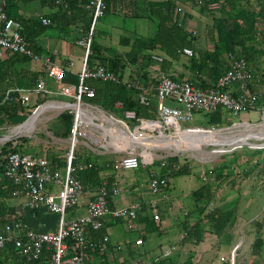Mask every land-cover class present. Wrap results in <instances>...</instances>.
Segmentation results:
<instances>
[{
    "label": "crops",
    "instance_id": "1",
    "mask_svg": "<svg viewBox=\"0 0 264 264\" xmlns=\"http://www.w3.org/2000/svg\"><path fill=\"white\" fill-rule=\"evenodd\" d=\"M151 2L162 1L106 0L105 14L96 23V39L97 37L99 38L100 35L103 37V43L99 44V51L103 52L108 57H124L125 54L130 51L131 47L121 45L122 38H129V40L133 41L138 37H147L142 36L139 31H136V28L140 29L139 26L147 22L151 25L154 24L155 34L157 20L154 18L150 10L149 3ZM176 2L177 7L184 4L188 7L191 3L193 4L194 9L198 10L199 8L201 10V7L196 6L190 0H176ZM5 4H7L6 11L10 17L18 19L21 22L23 20L27 23L36 19H47L51 23V16L59 12L58 5L56 3V5H54L51 0H5ZM193 6L191 7L193 8ZM87 8H89V6H87ZM183 9L185 8L183 7ZM193 10L187 11L185 9L183 13H178L176 10L179 24L186 28V30L194 32V37L196 38L192 40V48L190 47V49L196 50L199 54H204L205 52L210 53L214 49L211 37L208 36L209 29L213 26L212 17L209 14L211 20L205 24L199 23L198 26L200 29L195 28L193 27L192 22L195 19L194 15L196 14V11ZM111 13L117 17H121L120 20H117L118 22L111 24V28H114L119 32V44L127 48L123 53L114 51L113 48L107 46L106 41L110 38L109 34L97 33L99 22L109 17ZM142 20L145 22L139 25ZM127 24L133 26L134 30H129L128 28L125 30L124 28ZM81 28L82 23H78L77 25H73L67 33H63L60 28L54 27L50 29L56 33L46 36L47 32H45L39 36L35 40V45L40 51L37 53L40 56L39 60L30 58L24 61L22 58L16 57V55L21 54H11L6 52L0 57V70L5 78L1 80L0 84L2 85L1 88L4 90L19 87L18 85L22 82L21 80L23 78L29 79L31 76L38 74V82L34 88L43 82L49 90V93H42L38 96L33 95L32 104L34 106H46L50 103L49 106L52 105V107L44 110L42 113L53 109H71L72 113L74 112V109L80 111L83 126L87 131V136L79 140L78 145L82 148L77 151L76 161L79 166H86L95 162L96 165L101 168V177L105 181V184L108 185L110 183L109 189H118L117 194H114L113 191H111L109 196L110 207L112 210L123 209L135 204L141 205V210H139L137 218H107L105 228L102 232L103 234L109 235L110 243L104 252L88 249L90 258L87 263L131 264L137 261H142L147 264H264V255H253L256 238L258 236L264 238V231L261 230L257 235L255 233L256 238L253 243H251V245H246V243H244L246 240L242 239L244 237L243 231H241V228L239 230L237 225L240 223L243 228L247 222H245L241 216H237L236 219L232 218V212L230 210L235 208L238 197L227 196L225 194V201L223 202V200H221L222 202L220 203L222 206L215 209L216 211L219 210V213L214 216H209L208 214L210 218L209 221L206 222L203 221L206 214L200 216L198 213H193V211L197 210L195 198L192 208L184 210L183 207H185L186 203L185 197L183 198L182 196L183 194L184 196L187 195H185V192H173V179L171 180L167 191V198H164L162 195H154L151 192L150 180L152 174H161L163 169L161 166L160 169L159 167L142 166L138 170L115 171L113 165L110 166L109 163H114L121 157L114 160H103L99 158L92 160V158H90L91 150L92 152L96 150L94 146L99 144L100 139L97 135L90 134L89 130H87L88 128H98L107 134L114 133V135L117 134L119 136L113 140L111 139L112 136H109L111 142H108L107 146H103L105 149L108 147H114L115 151H120L122 148L133 149L138 145H142L146 150L150 149L151 145H144L137 142L135 139L136 136L132 135L128 129H125V127H122V121L126 123H124L125 125H128L126 120L118 118V115L113 117L119 122L111 119L101 111L97 105L86 100H84V103L81 105L76 104L73 94L78 85L77 79L83 68L85 57V47L81 44V41L86 37L83 36ZM154 34L148 37H152ZM154 54L163 56L165 61L162 64L156 63L152 58V55ZM148 55H151L152 60L151 62H148L149 66H147L149 76L145 79V77L140 76V72L136 70V67L130 66L125 79L126 81L136 79L135 81L141 84L142 87L145 88V92L152 97V101L157 102V99H155V86L157 83L154 78L158 71L171 73L178 80H193L196 77L190 67L188 61L189 57L184 53L179 59L168 57V55L162 50L149 52ZM47 60H50L51 66L62 67L65 69L63 80L58 81L49 76ZM166 62H169V65H165ZM225 64L227 67V56L225 57ZM99 66L100 65H94L90 68L95 69ZM262 81L261 79H256L251 84V88L253 86L257 91V94L258 92H262ZM66 92L71 93V95H66ZM44 99H47L46 103H39ZM69 105H72V108H68ZM225 114L227 120V117L230 115L227 112H225ZM245 115L246 114H243L241 116L242 118L240 117L243 122L248 121V117H245ZM40 116H38L35 121V127L38 120H40ZM35 127H33V130ZM143 128H145V126H143ZM59 139L62 143H57L55 145L47 144L44 146L42 153L40 154H37L34 151L26 152L24 154L32 155L37 158H46L52 167L54 166V169H59L64 176L65 163L67 164L69 144L71 143V140L70 137H59ZM84 148H88L89 150H84ZM73 151H75V148ZM146 154L147 153L143 154L144 157ZM145 159L151 161L150 155H147ZM61 165L62 167H59ZM231 180L232 177H224V179L218 183L224 182V184L227 185ZM185 185L187 187L189 186L190 191L192 190L191 184L187 185V183H185ZM216 185L217 183H210L211 188L215 190V196L213 198L215 200L218 199V191H220L217 189ZM201 187L202 186L199 188ZM242 188L243 187L240 186L237 191ZM51 190V192H57L56 187H51ZM182 190L184 191L185 189L182 188ZM196 190L192 191L191 194H194ZM231 190L233 191L232 188ZM95 193L96 191L85 189L79 205L68 211V218L72 219L84 215L87 212L89 204L93 201ZM4 204L7 207L6 218L4 219L6 221L4 223V221L0 219V233L3 231L4 225L12 220H20L29 229L38 232H55L57 230L59 216L49 212L46 208L32 209L27 205L26 199L15 197L6 200ZM181 208H183V210H181ZM155 210L160 215L158 221L154 219ZM185 211H190V214ZM198 221L203 222L202 226L205 227L206 233L203 242L196 245L193 241L186 240V238L188 237L187 230L195 226ZM248 235H251V233L247 232L245 234V236ZM249 253H251V256ZM262 253H264V248ZM0 264L28 263H26L23 258L18 255L13 246L9 244L4 249L0 250Z\"/></svg>",
    "mask_w": 264,
    "mask_h": 264
},
{
    "label": "built area",
    "instance_id": "2",
    "mask_svg": "<svg viewBox=\"0 0 264 264\" xmlns=\"http://www.w3.org/2000/svg\"><path fill=\"white\" fill-rule=\"evenodd\" d=\"M190 1L196 6L203 7L210 0ZM55 3L60 5L63 0H55ZM89 8L94 11L93 22L89 35L81 41V44L85 47V57L83 68L79 74V83L73 94L78 105L83 104L85 98L95 96V90L87 84L88 79L119 82L118 75L114 72L102 66L95 69L88 66L94 27L105 14V0H90ZM209 8H217V5L214 3L209 4ZM177 12L183 13V7L178 6ZM43 23L49 25L50 21L44 19ZM24 30V25L20 20L8 15L5 0L0 1V57L9 52L11 54H21L34 60L40 59V56L31 48L29 41L24 36ZM183 53L190 58L195 55L194 50L190 48H185ZM152 58L158 64L165 61V58L158 54L152 55ZM227 59L226 72L219 78L216 86L212 88H202L191 80H177L171 73L158 71L154 78L157 83L155 98L157 99L158 119L140 120V125H159V129L148 130L147 133H153V138L168 137V134L172 136L178 128H183L182 122H192L197 113L211 115L219 109H223L230 116L240 118L243 114L258 110L260 96L251 91V84L256 80L254 68L244 57L229 54ZM47 64L49 76L58 81L63 80L65 69L51 66L50 60H47ZM133 85L142 92L140 94L141 104L150 105L152 97L145 92V88L138 82ZM42 93H49L43 82L36 88L13 87L4 90L0 87V108L19 105L23 109L20 112L21 115L35 114L44 105L34 106L32 96H38ZM65 94L71 95L68 92ZM73 114L75 120L70 135L72 149L67 158L64 176L59 169H54L46 158H37L14 151L20 145L19 141L23 132L7 135L3 133L9 127H0V153H2L3 147L9 142L12 143V146L1 154L0 168L5 165V177L11 180L15 186L13 196L26 199L27 205L32 209L46 208L49 212L59 216L55 232L31 230L20 220H12L5 224L3 231L0 233V250L11 244L18 255L27 260H39L46 252H49L51 254L50 258L42 264H88L90 258L88 249L104 252L110 243L108 234L92 238L91 231L96 234L103 231L109 217L114 219L137 218L138 212L141 210L140 204L112 210L109 196L111 191L117 194L118 189L111 190L107 185L96 191L95 197L84 215L72 219L68 218V211L79 205L85 190L81 181L74 174L76 169L73 166V145H77L81 138L86 137L87 131L78 111L74 109ZM126 118L134 120L137 116L135 112L128 111L126 112ZM16 129L22 128L14 127L10 131L13 132ZM202 129L217 131L219 127L211 126ZM7 136H12V138L8 139ZM150 163L153 162H145L139 155L130 153L117 159L113 163V169L115 171L138 170L143 164ZM92 166V164L79 166V170ZM166 166V163L162 164V168ZM181 167V164L176 166L177 169ZM169 186L170 178L162 177L156 173L152 174L150 190L154 195H162L167 198ZM51 187H56L57 192H51ZM154 219L156 221L160 219V215L156 210ZM131 264L147 263L137 261Z\"/></svg>",
    "mask_w": 264,
    "mask_h": 264
},
{
    "label": "trees",
    "instance_id": "3",
    "mask_svg": "<svg viewBox=\"0 0 264 264\" xmlns=\"http://www.w3.org/2000/svg\"><path fill=\"white\" fill-rule=\"evenodd\" d=\"M54 5L55 0H51ZM106 1V0H105ZM216 4L217 8L210 9L209 4ZM90 5V0H63V3L58 5L59 12L51 16V23L44 25L43 20H33L27 23L22 20L25 30L23 32L26 39L29 41L31 48L39 53L35 45V40L44 34L47 29L60 28L63 33H67L68 30L78 23H82V34L87 37L90 33V29L93 22L94 11L92 8H87ZM7 6V4H6ZM150 10L154 18L157 20L156 33L152 37H138L133 41L129 38H122L121 45L131 47L130 51L125 54L124 57L114 56L108 57L103 52L99 51L100 45L96 39V25L92 35L91 50L88 56V66L100 65L109 71L118 75L119 82L103 81L101 79H88L87 84L95 90V96L92 98H85L86 101L100 106L105 111L115 113L116 115L126 118V112L132 111L136 113V122L140 120H157L158 119V106L156 101H152L150 105L145 106L140 102V94L142 93L135 85H133L136 79L126 81L125 76L130 66L136 67V70L140 72V76H149L147 71L148 62H151V55L149 52L156 50H162L168 57L172 59H179L183 56V50L185 48H192V40L194 32L186 30L183 26H180L178 17L176 16L177 2L176 0H167L162 2L149 3ZM201 10L211 15L213 26L209 29L208 36L211 37L214 49L212 52H205L204 54L198 53L194 50L195 55L189 57V64L195 74V78L191 81L196 83L202 88L215 87L219 78L224 75L227 70L225 64V57L229 54H235L240 57H244L254 68L255 76L257 72L263 73L262 85L264 84V0H210L205 6L201 7ZM18 58H22L24 61L30 59L24 55H16ZM2 63V62H1ZM165 65H169L166 62ZM165 69V68H164ZM166 72V71H165ZM257 77V76H256ZM5 79L0 70V82ZM176 79V78H175ZM257 79V78H256ZM29 80V81H28ZM79 83V78L77 79ZM178 80V79H177ZM22 82L18 85L23 88H34L38 82V74L31 76V78H23ZM2 85L0 84V87ZM251 91L257 94V91L252 86ZM260 100L258 107H264V94L259 93ZM156 99V98H155ZM43 102V100H42ZM120 105V106H119ZM23 110L21 106L1 107L0 108V127L13 125L19 126L26 121L27 116L31 113L21 115ZM225 111L219 109L216 113L211 114L208 125L216 127H224L223 121L226 119ZM127 119V118H126ZM58 121L64 127L63 132H56L59 137H68L71 135L72 126L74 122V114L66 111L61 114ZM209 128V127H208ZM12 143L9 142L2 148V153L7 151V148L11 147ZM14 151L26 153L23 146L19 145ZM0 153V158L1 154ZM170 166L167 169H163L159 174L162 177H168L170 180L181 177L189 176L190 169L188 166H183L179 169L178 158L169 159ZM253 160L247 157L240 158L234 157V162L230 165H225L224 170L236 166V168H248L253 164ZM110 166L113 163H109ZM174 166H173V165ZM262 162L257 161L255 166L261 165ZM92 167H86L83 170H79V165L76 161V155L74 153L73 166L75 167V176L81 181L84 189H91L97 191L100 187L106 185L105 181L101 177V168L92 163ZM64 166V165H63ZM66 166V163H65ZM172 166L174 167L172 169ZM59 167H62L59 166ZM53 168H55L53 166ZM264 172V164L262 165ZM252 170L245 172L246 176H249ZM230 173H226V178L230 177ZM224 179L223 175L218 179L221 181ZM110 184V183H109ZM109 184L107 185L109 187ZM14 184L11 180L5 177V165L0 168V219L5 223L6 220V200L13 198ZM110 188V187H109ZM196 200L197 210L196 212L203 216L205 215L207 206L212 202L215 196V190L211 188L210 182L202 185L201 188L196 190L193 194ZM71 210V209H70ZM232 212V218L234 211ZM219 213V210L215 209L211 211L209 216H214ZM205 216L203 221L208 222L209 217ZM203 222L198 221L195 226L187 230L189 241H193L196 245L203 242L206 233L205 227L202 226ZM257 227L262 229L263 224L256 223ZM92 238H98L103 235V232L96 234L93 231L90 232ZM254 256H262L264 248V238L258 236L254 243ZM51 254L46 252L39 260H27L24 257L23 260L28 264H42L45 260L50 258Z\"/></svg>",
    "mask_w": 264,
    "mask_h": 264
},
{
    "label": "rangeland",
    "instance_id": "4",
    "mask_svg": "<svg viewBox=\"0 0 264 264\" xmlns=\"http://www.w3.org/2000/svg\"><path fill=\"white\" fill-rule=\"evenodd\" d=\"M157 1H163V0H157ZM182 6L187 11H192L194 9L193 4L191 3L189 4L188 7L185 6V4ZM191 6H193V8ZM194 10L196 11V14L194 15L195 19L192 22L193 27L199 28L198 26L199 23L205 24L211 20L210 15L201 11L199 8L198 10L197 9H194ZM120 19L121 17H117L113 13H111L109 17L99 22L97 26V30H98L97 33L99 32L102 34L103 33L109 34L110 38L106 41L107 46H109L110 48H113L114 51L123 53L127 50V48L119 44V41H118L119 32L116 29L111 28V24L114 22H118L117 20H120ZM144 22H145L144 20L140 21L139 25L143 24ZM139 27L140 29L136 28V31H139L142 34V36L148 37L154 34V31H155L154 24L151 25L150 23L147 22ZM127 28L129 30L130 29L134 30L133 26H130L129 24H127L124 29L127 30ZM46 32H47L46 36H50L51 34L56 33L52 29H47ZM97 42L99 44L103 43V37L101 35L99 38L97 37ZM262 74L263 73L257 72L256 78L258 80L259 79L262 80V76H263ZM263 85L261 84L262 94H264ZM46 102H47V99H44L43 102L40 101L39 103L44 104ZM98 108L104 111L109 116L116 115L115 113H110V112L105 111L103 108L99 106ZM66 111L73 114L71 112V109H68V110H56V109L54 110L53 109V110L45 111L44 113H42V115L40 116V120H38V122L36 123L35 129L31 132L24 131L22 134V138H20L19 143L21 146H23L24 150H26V152L34 151L37 154H40L42 153V149L44 148V146H46L47 144L55 145L57 143H62L59 139V136L56 135V132L64 131V127L58 121V118L61 114H63ZM28 114L29 113H27V115ZM29 117L30 115L27 116V119ZM245 117H248L247 118L248 121L243 122L241 121L242 117L235 118L232 116H228L227 117L228 119L227 120L225 119L223 121L224 122L223 126L224 125L225 126L219 127V128H231V131H226V134L229 135L230 132H237L238 130L243 131L244 129H238V128L244 125L245 123L246 124L251 123L254 126H262L264 124V107H260L256 111L246 113ZM118 118L126 120L129 126L125 125L126 123L124 124V122L122 121L121 122L122 127H125V129H128L132 135L137 136V137L141 136L140 133L135 132V130L140 125V122H136L134 120H128L120 115H118ZM210 118H211V115L197 113L192 122H182L181 124L184 129L185 128L194 129L195 127L201 128V129L207 128V127H210L208 125ZM73 125H74V122H73ZM14 127L15 126L13 125H8L7 126L8 129L4 130L3 134L8 135V134L13 133L10 130H12ZM87 130H89L90 134H95L100 139L99 144L94 146L96 150H94V152H92L91 150L90 152V158H92V160H95L97 158L103 159V160L105 159L114 160L116 158L126 156L130 153H135L139 155L145 162H151V161L153 162L150 164L143 165L144 167L153 166L157 168L159 167L160 169V166L162 167V164L166 163L167 166L163 168L165 170L170 166V163H169L170 158H178V164H181L182 167L188 166V168L190 169L189 176H181V177L174 178L172 180L173 192H179V193L185 192L186 193L185 195H187V196H184L183 194L182 196L183 198L185 197V203H186L185 207H183L184 210L192 208L195 202L193 194H191L192 191L198 189L200 186L204 184H208V182L213 183V184L217 183L216 185L217 189L220 190L218 191V199L212 200V202L207 206L205 214L208 215L211 213L212 210L216 208H220L222 206L220 205V203L222 202L221 200H223V202L225 201V197H224L225 194L227 196H234L236 198L238 197L237 199L238 201L235 200L236 201L235 208L232 210L234 211L233 219H236L237 216L239 217L241 216L243 217L244 221L247 222V224L244 225L243 228L240 223H238L237 225V228H239V230L241 228L242 229L241 231H243L244 237L242 239L246 240V242L244 243H246V245H251V243H253V241L256 238L255 233L257 235L258 232H260L261 230L264 231V226L262 229H260L256 225L257 222H260L261 224L264 225V172L262 170V165L264 164V149L256 150V149H250L248 146H244L242 148L238 147L239 149H237L234 152L225 153V154H217L214 152L215 150L223 152V151L230 150L234 147L223 149V147L218 148L216 145H209V146L198 145L196 146L197 151L195 152L190 151L186 153H180V152H175L171 150L169 151V150L159 149V148H150V149L145 150V148L142 145H138L134 147L133 149L132 148L131 149L122 148L120 151H115L114 147H108L107 149H105L103 148V146L105 145L107 146L108 142H111L110 141L111 139L113 140L114 138L119 137L117 134L116 135H114V133L107 134L98 128H94V129L88 128ZM109 136H112V138L110 139ZM147 136L152 137L154 136V134L147 133ZM68 137H70V135ZM68 137H63V138H68ZM252 142L255 144H261V143H264V140H261V141L253 140ZM190 146L194 147L192 145ZM80 148L82 147H80L78 144L75 146V151H74L75 155L77 154V151ZM71 149H72V146L70 143L69 153L71 152ZM84 150H89V149L84 148ZM144 153H147L145 157L147 155H150L151 161H147L145 159L143 155ZM236 156H239L241 159L244 157H247L248 159L253 160V162L255 163L257 161H260L262 162V164L257 167L255 166V163H253L250 166H248L247 169L246 168L238 169L236 168V166H232V168L229 169V172L227 169L224 170L225 165L232 164V162H234V157ZM247 170H252V173H250L249 176L245 175V172ZM226 173H230L231 176L230 175L229 176L232 177V180L229 182V184L225 185L224 182L218 183L219 182L218 179L220 178V176L223 175V177H225ZM185 183H187V185H190V184L192 185L191 191L189 190V186L187 187ZM240 186H242L243 188L237 191L240 188ZM182 188L185 189L186 191L185 190L183 191ZM231 188L233 189V191L231 190ZM183 208H181V210H183ZM186 213L190 214V211ZM193 213H197V212L193 211ZM234 226H235V223H234ZM247 232L251 233V235L245 236ZM249 254L251 256V253ZM262 255H264V253H262Z\"/></svg>",
    "mask_w": 264,
    "mask_h": 264
},
{
    "label": "bare ground",
    "instance_id": "5",
    "mask_svg": "<svg viewBox=\"0 0 264 264\" xmlns=\"http://www.w3.org/2000/svg\"><path fill=\"white\" fill-rule=\"evenodd\" d=\"M49 105L50 104L44 106L43 109H40L37 115L33 119H31L26 126H24L22 129L14 130L13 133L18 134L19 132H24V131L31 132L33 130V127H35V121L37 117L40 116V114L44 110H47L48 108L52 107V105L51 106ZM68 108H72V105H69ZM78 113L79 116L81 117L80 111H78ZM100 115L103 116L102 114ZM109 117L119 122L113 116H109ZM143 126H145V128L147 129L143 128ZM155 128L159 129V125L157 126L155 124L140 125V127L136 129V132L140 133L141 136L139 137L136 136L135 137L136 141L144 145L149 144L151 145V148H159L169 151L171 150L175 152L186 153L190 151L191 152L197 151L196 146L198 145H204V146L221 145L223 149H227L229 147H241L243 145H246L245 143L251 142L253 147H258V144L253 143L252 140L264 139V124L262 126H254L245 123L244 125L238 128V129H244L243 131L238 130L237 132H230L229 135L228 134L226 135L225 130L215 131V132H205L203 130L187 131L184 130L183 128L180 129L178 128L174 132V135L172 136H168V137L162 136L158 138L147 136V131L154 130ZM75 145H73V149L75 148ZM190 145L194 147H191Z\"/></svg>",
    "mask_w": 264,
    "mask_h": 264
},
{
    "label": "water",
    "instance_id": "6",
    "mask_svg": "<svg viewBox=\"0 0 264 264\" xmlns=\"http://www.w3.org/2000/svg\"><path fill=\"white\" fill-rule=\"evenodd\" d=\"M44 107V106H43ZM43 107L41 109H43ZM38 111L35 113V114H32L25 122H23L21 125L19 126H16V128H23L24 126H26L31 119H33L36 115H37ZM250 125H252L251 123H248ZM140 127V125L138 126ZM184 130H187V131H194V130H203L205 132H215V131H208L206 129H192V128H185ZM222 130H225V131H228V130H231V128H219L217 131H222ZM227 135V134H226ZM168 136V135H167ZM8 139L12 138V136H7ZM264 140V139H262ZM253 141V140H252ZM257 141V140H256ZM259 141V140H258ZM261 141V140H260ZM246 145H243L241 146L244 147V146H248L250 149H256V150H261V149H264V143H261V144H258V147H253L252 146V143L251 142H248V143H245ZM218 148L221 147V145H216ZM237 149H239L238 147H234L230 150H227V151H223V152H220L218 150H215L214 152L217 153V154H225V153H230V152H234L236 151Z\"/></svg>",
    "mask_w": 264,
    "mask_h": 264
}]
</instances>
